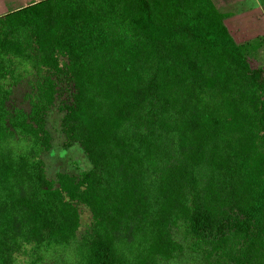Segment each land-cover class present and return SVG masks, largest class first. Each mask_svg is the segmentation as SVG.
Listing matches in <instances>:
<instances>
[{
  "label": "trees",
  "instance_id": "trees-1",
  "mask_svg": "<svg viewBox=\"0 0 264 264\" xmlns=\"http://www.w3.org/2000/svg\"><path fill=\"white\" fill-rule=\"evenodd\" d=\"M229 16L213 0L0 15V264H264V37L239 44ZM54 107L80 175L48 176Z\"/></svg>",
  "mask_w": 264,
  "mask_h": 264
},
{
  "label": "rangeland",
  "instance_id": "rangeland-1",
  "mask_svg": "<svg viewBox=\"0 0 264 264\" xmlns=\"http://www.w3.org/2000/svg\"><path fill=\"white\" fill-rule=\"evenodd\" d=\"M7 6L3 8L0 14H7L20 8L30 5L33 0H4ZM4 3V2H3ZM259 11L264 13V1L260 0L257 3ZM262 13V14H263ZM264 19V17H263ZM245 33V32H244ZM244 33H234L239 44L248 41L256 40L255 33L246 35ZM256 63L264 65V47L261 48L258 54L255 55ZM63 114L54 107L48 116V128L53 135V148L44 155L46 162L47 173L50 178H55L58 172H68L70 174L80 175L83 171L89 170L92 163L84 153L83 148L79 144L65 146L66 136L62 131ZM82 217V228L80 233L85 232L92 222V213L85 206L80 207ZM185 264H195L192 259H187Z\"/></svg>",
  "mask_w": 264,
  "mask_h": 264
},
{
  "label": "crops",
  "instance_id": "crops-1",
  "mask_svg": "<svg viewBox=\"0 0 264 264\" xmlns=\"http://www.w3.org/2000/svg\"><path fill=\"white\" fill-rule=\"evenodd\" d=\"M41 0H33L36 3ZM216 6L224 13H229L226 23L231 32L249 34L255 33L254 38L264 37V13L259 11L257 3L260 0H213ZM264 1V0H263ZM4 2V3H3ZM7 6L0 0V12ZM263 13V14H262ZM3 15V14H0ZM253 40V39H252Z\"/></svg>",
  "mask_w": 264,
  "mask_h": 264
}]
</instances>
